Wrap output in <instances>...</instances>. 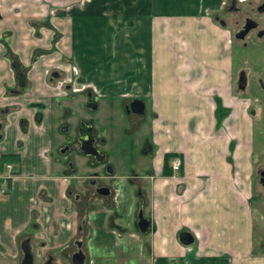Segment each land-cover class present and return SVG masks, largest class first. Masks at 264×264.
<instances>
[{"label": "crops", "instance_id": "crops-1", "mask_svg": "<svg viewBox=\"0 0 264 264\" xmlns=\"http://www.w3.org/2000/svg\"><path fill=\"white\" fill-rule=\"evenodd\" d=\"M37 2L0 0V155L16 157L0 179V260L18 261L28 237L34 262L48 253L68 264L78 239L84 264H264V249L253 246L251 126L238 110L221 121L214 116L230 98L227 36L214 19L230 0H49L53 17ZM67 61L93 89L50 91L49 73L68 71ZM89 94L106 114L88 117L98 136L109 112L123 113L131 99L144 104L121 131L149 158L101 176L107 195L85 190V174L45 157L66 137L61 125L69 131L86 118L79 108ZM166 153L179 158L177 172L172 157L162 168ZM140 200L149 221L143 233L135 217ZM181 231L190 232V244L178 240Z\"/></svg>", "mask_w": 264, "mask_h": 264}, {"label": "rangeland", "instance_id": "rangeland-1", "mask_svg": "<svg viewBox=\"0 0 264 264\" xmlns=\"http://www.w3.org/2000/svg\"><path fill=\"white\" fill-rule=\"evenodd\" d=\"M32 1V0H31ZM39 4L46 5L44 6L45 12L47 16L53 17L55 15L57 6H53L55 8L54 13L51 15L52 6L49 5V0H37ZM235 5L238 7L236 11H227L225 8L216 15L224 22V30L226 33V38H224V42L228 47L230 52L229 58V76H230V85H229V104L227 109L223 107L219 108L218 105L214 110V116L217 121H221L226 113L231 110L240 111L245 117H247V123L251 126V155H250V165H251V175H250V205L253 214V243L254 249H264V188L258 182V169L264 164V33L260 36H256L255 30H251L244 35L242 39H236L233 37V34L239 29L240 25L243 23L244 17H249L258 22L257 29L264 30V11H256L255 7L259 4H264V0H234ZM37 2V3H38ZM229 4V2H227ZM48 4V5H47ZM70 5L69 3L65 6ZM215 16V18H216ZM214 18V17H213ZM214 18V19H215ZM49 21V20H48ZM217 22V20H215ZM236 21V23H235ZM46 28L54 29L51 24H46ZM62 26V25H60ZM55 34V33H53ZM54 36V35H53ZM228 43V44H227ZM52 49H56V43L54 40L51 42ZM227 50V52H228ZM65 51V48L63 49ZM70 64L68 61L65 63L67 69ZM62 65V64H58ZM64 65V66H65ZM239 70L244 71L246 83L244 89L240 90L236 87V78ZM80 86V83L76 84ZM91 88V87H90ZM93 89V88H91ZM91 89H88L89 92H92ZM85 100L86 98L83 97ZM92 101L96 102V99L92 98ZM104 111H106V107H102ZM79 113L82 116H86L87 118H98L102 117L106 114H102L97 111L86 110L82 106L79 108ZM147 109L146 115L147 116ZM71 116V119H73ZM149 116L142 119V129L140 130L141 136L146 135L148 126L147 120H149ZM249 118V119H248ZM147 119V120H146ZM127 118L121 113H115L113 115L109 112V117L107 118V122H104V131L100 134L103 138L106 136V141L104 144L99 145V148L106 153L105 162L97 167H90L87 160L81 154L74 152L69 153L68 161H71V165L69 168L64 169V171L72 170L74 175L79 176V174H85L89 179L90 176L94 174H98L101 176H105V171L103 169V165L106 164L112 168L115 174L123 173L130 168L136 169L135 163L139 160H143L144 162L148 160V156L140 154L139 150H137V145L131 146V141L134 139L133 135L125 133L121 131V125H125ZM128 122V120H127ZM126 122V123H127ZM112 124L113 126H108ZM120 126V127H119ZM74 125L71 123V130ZM110 128V129H108ZM69 130V133L71 132ZM108 132H116L114 135L111 134L108 137ZM68 135H66L67 137ZM140 140V139H139ZM64 141V140H62ZM61 146L58 143V140L55 139L53 141V148H51L52 153L51 156L49 152L46 151L45 157L49 158L56 163L59 164L60 167L64 168L66 165V158L62 155L58 154L57 147ZM130 146V147H129ZM65 154V152H64ZM64 156H67L64 155ZM83 158L85 160H83ZM83 160V161H79ZM52 162L51 170L52 172H59V168H56L55 163ZM1 170V169H0ZM63 170V169H62ZM79 173V174H78ZM73 175V174H72ZM74 178H69V181H74ZM85 178L83 181H85ZM87 179V180H88ZM106 182V178L103 179ZM103 182V183H104ZM101 183V182H100ZM108 184V183H107ZM82 188L88 187V190H91L89 185L83 182ZM78 188L82 189L81 186ZM41 257L33 264H39L41 261ZM0 264H18L17 259L13 260H0ZM57 264V263H55ZM60 264V263H58Z\"/></svg>", "mask_w": 264, "mask_h": 264}, {"label": "flooded vegetation", "instance_id": "flooded-vegetation-1", "mask_svg": "<svg viewBox=\"0 0 264 264\" xmlns=\"http://www.w3.org/2000/svg\"><path fill=\"white\" fill-rule=\"evenodd\" d=\"M231 4L229 3L226 7H225V10H227V11H236L237 9H238V7L235 5V2H234V6L236 7V8H234V9H231L232 7L230 6ZM264 4H259V5H257L256 7H255V9H256V11H257V9L258 8H261L262 6H263ZM246 17H244V19H245ZM249 18V17H248ZM216 19L217 20H221L220 18H218L217 16H216ZM244 19H243V23H244ZM255 21V20H254ZM235 23H236V21H235ZM243 23L240 25V27H239V29H241V27H242V25H243ZM256 27L255 28H252V29H250L249 31H251V30H255V32L257 33V31L259 30V29H257V27H258V22L256 21ZM238 29V30H239ZM248 31V32H249ZM247 32V33H248ZM71 67L72 66H69V68H68V71H63L62 70V72H58V71H56V70H53V71H51V73H49V83H48V87H49V89H50V91L55 95V96H65V95H67V93H76V92H78V91H82V90H85V88L87 87V88H90V87H88L89 85H86V84H84V82L83 81H79L78 79H77V72H76V69H75V71L73 72L72 71V69H71ZM70 71V72H69ZM77 83H80V86H77L76 84ZM92 93V92H91ZM92 96L89 94L88 95V97H86V100H85V102H84V104H83V108H85L86 110H95L96 109V107H97V104H96V102H94V101H92ZM90 103H94L95 104V107L94 108H92L91 106H90ZM128 104H129V102L127 103V104H125V105H123V114L126 116V118L127 117H129V113L131 112L130 110H129V107H128ZM88 124H90V126H91V124H92V121L89 119V118H77V121H76V123L74 124V128L72 127V130H71V128H70V130H71V132L69 133V131H66V126L65 125H61L60 127H59V129L61 130V131H64L65 132V134L66 135H68L67 137H65L63 140V142L61 143V146H59V147H57V152H58V154H60V155H62L64 158L65 157H67L66 158V167L67 166H70L71 165V161H68L67 159H69L68 157H69V153H71V152H76V153H78V154H80L79 152H78V150H77V148H78V137L81 135L80 134V132H82L84 129H85V127H86V125H88ZM134 124V121H132V125ZM91 135L93 136V138H94V141H93V144H94V146L97 148V150L99 151V152H102L100 149H99V145L103 142V139L100 137V136H98V135H96L95 133H94V131H93V127L91 126ZM150 148V144L149 143H147V140H146V142H145V145H143L142 147H141V152H144V153H147V151H148V149ZM64 152H65V154H64ZM67 154V156H64V155H66ZM89 160H90V158H88V162H89ZM105 162V156H104V159H103V161L101 162V163H98V164H94V165H90V167L92 168V167H97V166H99V165H101V164H103ZM106 166H108V165H106V164H104L103 165V169H104V171H105V173H108L105 169H106ZM111 171H112V168H111ZM257 174H258V182L260 183V185L264 188V185H262V182L264 183V164L258 169V171H257ZM105 175H107V174H105ZM101 178V175H98V174H94L93 176H90V178L86 181V183L89 185V187L95 192V193H97L96 192V189L97 188H100V187H104V188H106V189H108V192H107V194H109V188L107 187V186H105L104 184H101L100 182H101V180H99ZM85 188V190L86 189H88V187H84ZM107 194H105V195H107ZM102 195H104V194H102ZM24 238H28V237H24ZM28 240H29V238H28ZM30 243V242H29ZM77 243H79V246L77 245ZM31 246V245H30ZM77 249H80L81 250V252H82V254L84 255V253H83V251H82V249H81V241L80 240H78V239H76V240H74V249H73V251L71 252V254L69 255V263L68 264H71V262H70V256L72 255V253H74L75 251H77ZM20 250V249H19ZM31 251H32V255H33V262H34V252H33V250H32V248H31ZM20 253H21V251H20ZM22 255V254H21ZM50 258V261H51V263L52 264H55V262L53 261V258H52V256L50 255V254H45L43 257H42V259H41V261L39 262V264H41L42 262H44L47 258ZM20 258H21V256H20ZM20 258H19V260H18V264H19V261H20ZM33 262H32V264H33ZM84 262H85V257H84V261H83V264H84Z\"/></svg>", "mask_w": 264, "mask_h": 264}, {"label": "water", "instance_id": "water-1", "mask_svg": "<svg viewBox=\"0 0 264 264\" xmlns=\"http://www.w3.org/2000/svg\"><path fill=\"white\" fill-rule=\"evenodd\" d=\"M234 0H230V6L232 7L231 9L236 8L234 6ZM257 11H264V5L261 8H258ZM215 20H217L215 18ZM217 22L220 25H224V22L222 20H217ZM256 21H254L251 18L246 17L244 19V23L241 27V29L237 30L234 34L233 37L236 39H242L244 37V35L252 28L256 27ZM264 33V30H258L256 33V36H260L261 34ZM15 77L18 79V81L23 79V75L22 73H20L18 71V69H16V73H15ZM22 85V81L20 82ZM246 83V78H245V74L244 71L239 70L237 73V78H236V87L240 90L244 89ZM90 106L92 108L95 107L94 103H90ZM129 110L133 113L136 114H141L143 113L144 110V104L141 100L139 99H131L129 101L128 104ZM0 128H1V124H0ZM80 136L78 137V152L83 155V156H87L90 158L89 160V164L90 165H94V164H98L101 163L104 159V154L99 152L97 150V148L94 146L93 141L94 138L91 135V126L90 124L86 125L85 129L80 132ZM1 137V134H0ZM107 172H111V167L110 166H106L105 169ZM262 185H264V183L262 182ZM96 192L98 194H107L108 189L104 188V187H100L96 189ZM142 200H140V203L137 207L136 210V227L138 229L139 232L143 233L145 232L148 227H149V221L148 219L144 218L142 216ZM178 240L184 244H190L193 240L192 235L190 234V232L188 231H181L178 233ZM77 245L79 246V243H77ZM19 249L21 251V258L19 261V264H32L33 262V255H32V251H31V246L29 243L28 238H23L20 243H19ZM84 261V255L82 254L80 249H77V251H75L74 253H72V255L70 256V262L71 264H83ZM41 264H52L50 261V258L48 257L44 262H42Z\"/></svg>", "mask_w": 264, "mask_h": 264}, {"label": "built area", "instance_id": "built-area-1", "mask_svg": "<svg viewBox=\"0 0 264 264\" xmlns=\"http://www.w3.org/2000/svg\"><path fill=\"white\" fill-rule=\"evenodd\" d=\"M238 1H241V0H238ZM71 69L73 72L75 71V67L72 66ZM169 164H170V169L173 172H177L180 168V160L178 157H172ZM10 171H11V164L8 162L3 163L2 172H0V179L8 178L10 176ZM0 192H4V188H0Z\"/></svg>", "mask_w": 264, "mask_h": 264}, {"label": "trees", "instance_id": "trees-1", "mask_svg": "<svg viewBox=\"0 0 264 264\" xmlns=\"http://www.w3.org/2000/svg\"><path fill=\"white\" fill-rule=\"evenodd\" d=\"M173 156L174 155L172 153H166L163 155L162 168H164V169L166 168L169 159ZM9 160H16V157L13 154H2V155H0V165L1 164L3 165V163H6V161H9ZM164 172L169 173L168 170H164Z\"/></svg>", "mask_w": 264, "mask_h": 264}]
</instances>
